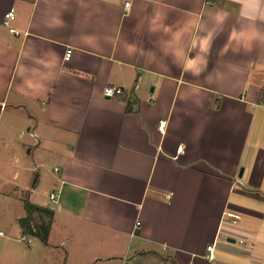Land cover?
Wrapping results in <instances>:
<instances>
[{
  "label": "crops",
  "instance_id": "1",
  "mask_svg": "<svg viewBox=\"0 0 264 264\" xmlns=\"http://www.w3.org/2000/svg\"><path fill=\"white\" fill-rule=\"evenodd\" d=\"M7 112L58 194L31 222L122 264H264V0H0Z\"/></svg>",
  "mask_w": 264,
  "mask_h": 264
},
{
  "label": "rangeland",
  "instance_id": "2",
  "mask_svg": "<svg viewBox=\"0 0 264 264\" xmlns=\"http://www.w3.org/2000/svg\"><path fill=\"white\" fill-rule=\"evenodd\" d=\"M10 115L7 112L0 125V230L4 231V235H0V264H122L120 259L112 260L114 257L99 252L103 247L87 235L91 229L80 226L76 220L69 222L63 216H46L45 212L41 215L42 212L35 211L31 224L38 227L43 222L44 231L38 227L40 234H28L19 229L23 223L14 217L24 216L25 219L34 211L36 202L45 208L51 206L53 201H48L47 197L53 183L46 169L34 164L35 149L43 143L38 144L39 140L30 136V121ZM15 120H19L20 125H16ZM19 127H24V135ZM23 235H28L31 241L23 240ZM94 255L102 259L91 261ZM105 257L110 260L104 261Z\"/></svg>",
  "mask_w": 264,
  "mask_h": 264
},
{
  "label": "built area",
  "instance_id": "3",
  "mask_svg": "<svg viewBox=\"0 0 264 264\" xmlns=\"http://www.w3.org/2000/svg\"><path fill=\"white\" fill-rule=\"evenodd\" d=\"M129 3H126V6H128ZM15 15V11L14 9H11L8 14H7V17L8 18H13ZM10 30L12 32H16V29L15 28H10ZM72 48H68L66 53H65V59H69L72 55ZM124 93V90L123 88L121 87H115V86H107L105 88V94L109 95V96H113V95H116V94H123ZM57 196L58 194L56 192H53L50 197H49V200L51 201H56L57 199ZM0 235H4V231H0ZM22 239L23 240H29L31 241V238H28V235H23L22 236ZM208 263L207 264H216L215 262L217 261V257H216V249H215V244H210L207 246V253L205 255Z\"/></svg>",
  "mask_w": 264,
  "mask_h": 264
},
{
  "label": "trees",
  "instance_id": "4",
  "mask_svg": "<svg viewBox=\"0 0 264 264\" xmlns=\"http://www.w3.org/2000/svg\"><path fill=\"white\" fill-rule=\"evenodd\" d=\"M22 221V223H23V225H25L26 226V228H27V232H32V231H34V230H32L33 229V227H32V224H31V218L30 217H27V218H25V219H22L21 220ZM38 227H40L43 231H44V223L42 222L40 225H38ZM44 236V235H43Z\"/></svg>",
  "mask_w": 264,
  "mask_h": 264
},
{
  "label": "water",
  "instance_id": "5",
  "mask_svg": "<svg viewBox=\"0 0 264 264\" xmlns=\"http://www.w3.org/2000/svg\"><path fill=\"white\" fill-rule=\"evenodd\" d=\"M243 174V168L241 169V172H240V175H242Z\"/></svg>",
  "mask_w": 264,
  "mask_h": 264
}]
</instances>
